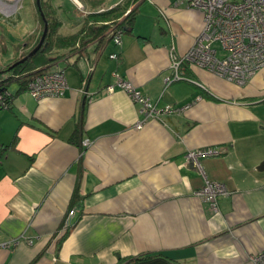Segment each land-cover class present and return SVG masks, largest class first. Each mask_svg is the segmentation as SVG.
<instances>
[{
	"label": "crops",
	"instance_id": "crops-1",
	"mask_svg": "<svg viewBox=\"0 0 264 264\" xmlns=\"http://www.w3.org/2000/svg\"><path fill=\"white\" fill-rule=\"evenodd\" d=\"M43 2L60 35L125 2L134 19L119 45L103 34L58 49L61 96L37 100L15 85L0 108V264H254L264 249V67L237 85L183 63L184 78L166 84L172 52L184 54L201 29L200 11L177 0ZM27 5L32 29L12 57L39 38L35 0ZM113 71L157 110L189 106L146 116L126 90L106 89ZM200 148L218 151L200 157L204 175L185 157ZM205 178L227 190L215 211L195 194Z\"/></svg>",
	"mask_w": 264,
	"mask_h": 264
},
{
	"label": "built area",
	"instance_id": "built-area-1",
	"mask_svg": "<svg viewBox=\"0 0 264 264\" xmlns=\"http://www.w3.org/2000/svg\"><path fill=\"white\" fill-rule=\"evenodd\" d=\"M14 2L16 0H13ZM187 6L197 9L202 14V26L191 47L181 55L172 52L169 63L170 74L164 78L166 84L183 79L181 65H195L214 75L237 85L246 84L249 79L264 67V0H177ZM116 45L121 43L120 29L108 32ZM117 59L116 53L110 54ZM91 68L88 69V72ZM114 83L106 86L112 90L115 86L127 91L132 100L140 104V111L144 115L159 112H179L188 108V104L180 107L165 105L157 110L149 98L141 94L134 86L124 80L116 71L112 72ZM67 87V80L62 69L43 71L34 76L28 83L26 92L37 100L59 97ZM8 91L0 92V108L6 107L5 101L10 100ZM142 122L138 121L135 129H140ZM84 139L82 144L89 145ZM218 151L213 148L190 149L185 157L194 161L202 175L199 159L202 156L216 155ZM205 177V176H204ZM223 183L205 178L203 187L195 194L207 201L212 210H217V198L226 194ZM68 211V216L74 213ZM67 219L63 229L67 227ZM31 243V239L27 238ZM13 240L12 243H16ZM2 246L8 243L1 244ZM254 264H264V249L252 256Z\"/></svg>",
	"mask_w": 264,
	"mask_h": 264
},
{
	"label": "trees",
	"instance_id": "trees-1",
	"mask_svg": "<svg viewBox=\"0 0 264 264\" xmlns=\"http://www.w3.org/2000/svg\"><path fill=\"white\" fill-rule=\"evenodd\" d=\"M40 4L44 16L48 23V32L44 39V42H47V45L46 46L42 45L34 54H32L26 60L15 64L12 67L10 74L8 75V78L4 80H0V92L8 91L11 95L10 100L8 101L9 103L16 94V91L10 90L9 86L11 85V83L13 82L17 83V85L19 86L17 92L21 90L26 91L28 83L37 74H40L43 71L51 70L52 67H54L53 69H57V68L62 69L58 65H55L57 64L55 61H57L58 58L62 56V53L58 49L69 47V52L73 50H79V48L83 47L85 44L94 40L95 38L102 36L103 34H107V36L112 40L111 35L108 32L117 28L122 30L123 33L127 28V26L130 27V24L133 22L134 19L133 10L131 9L128 10L129 2H125L122 5H117L115 7L101 11L99 13L92 12L87 14L85 18H83L84 20L82 21L81 27L77 32L71 33L69 35H60V34H56L57 28L60 25L59 23L60 21H58L57 18L53 17V15L50 14L49 11H47L43 0H40ZM36 11H37L38 23L44 25L43 19L40 16L37 7H36ZM95 21H107V22L96 25L94 24ZM42 30L43 29H41V31ZM38 41L39 39L37 40V42ZM37 42L34 45H36ZM33 47H31L30 49H32ZM28 52H26V54ZM114 53L117 54V52ZM117 56H119V54H117ZM17 61L19 60L17 59ZM5 103L7 104L6 107L10 106V104L7 103V100L5 101ZM1 108H5V107H1ZM66 232L67 230H64V232L61 234V236H59L57 240L62 239L65 236ZM54 237L56 238V235H54Z\"/></svg>",
	"mask_w": 264,
	"mask_h": 264
},
{
	"label": "rangeland",
	"instance_id": "rangeland-1",
	"mask_svg": "<svg viewBox=\"0 0 264 264\" xmlns=\"http://www.w3.org/2000/svg\"><path fill=\"white\" fill-rule=\"evenodd\" d=\"M27 1L28 0H22V8L15 11V13H13L11 16H3L2 14H0V32L5 33V35L8 38V41L11 42L13 46L17 42H20L22 38L32 29L33 21L31 17L29 16V12L31 10L28 8ZM78 7L83 9L81 3L78 4ZM41 29H43V25L38 23L39 36H40V33L42 32ZM19 50L20 48L17 49L18 53H19ZM14 52H15V49L12 47V50H10L9 55L7 56L1 55L0 56V66L4 65L6 62L8 63L9 60L11 61L12 55H14ZM6 58H9V59H7L6 61ZM53 68L54 67H52V69ZM15 85H17V83L15 82L11 83L10 90H13L12 88Z\"/></svg>",
	"mask_w": 264,
	"mask_h": 264
},
{
	"label": "flooded vegetation",
	"instance_id": "flooded-vegetation-1",
	"mask_svg": "<svg viewBox=\"0 0 264 264\" xmlns=\"http://www.w3.org/2000/svg\"><path fill=\"white\" fill-rule=\"evenodd\" d=\"M21 3H22V0H16L15 2L13 0H0V14H2L3 16H11L21 6ZM12 47H13V45L11 44V42H8V41L3 42L2 44H0V54H2L4 51L9 52L10 50H12ZM30 50L31 49H28L26 51L21 50L20 53H17L18 55L16 54L15 57H12L11 61L9 60L8 63L6 62L4 65H1L0 71L3 69H6V67L9 66L10 64L12 65L13 63H15V61H17V59L20 60L21 58H23L25 56L26 52H28ZM20 55H22V56H20ZM12 67L10 68V70L6 71L5 73H0V80H4V79L8 78V75L10 74Z\"/></svg>",
	"mask_w": 264,
	"mask_h": 264
},
{
	"label": "water",
	"instance_id": "water-1",
	"mask_svg": "<svg viewBox=\"0 0 264 264\" xmlns=\"http://www.w3.org/2000/svg\"><path fill=\"white\" fill-rule=\"evenodd\" d=\"M35 3H36V7H37V9L39 11V14L42 17L43 23H44L40 39H39L38 43L23 58H21L19 61L15 62V63H13L11 66L7 67L6 69L1 70L0 73H5L6 71L10 70V68L13 65L17 64L18 62H23L28 57H30L32 54H34L42 45L43 46L47 45V42H44V39H45V36H46V34L48 32V23H47V20H46V18L44 16L43 11H42L40 0H35ZM258 169H264V161H262L259 164Z\"/></svg>",
	"mask_w": 264,
	"mask_h": 264
}]
</instances>
